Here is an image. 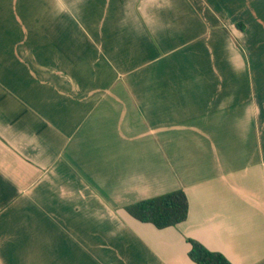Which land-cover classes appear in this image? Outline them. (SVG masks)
Segmentation results:
<instances>
[{
  "label": "crops",
  "instance_id": "crops-1",
  "mask_svg": "<svg viewBox=\"0 0 264 264\" xmlns=\"http://www.w3.org/2000/svg\"><path fill=\"white\" fill-rule=\"evenodd\" d=\"M182 188L157 228L125 206ZM264 264V0H0V264Z\"/></svg>",
  "mask_w": 264,
  "mask_h": 264
},
{
  "label": "trees",
  "instance_id": "trees-1",
  "mask_svg": "<svg viewBox=\"0 0 264 264\" xmlns=\"http://www.w3.org/2000/svg\"><path fill=\"white\" fill-rule=\"evenodd\" d=\"M189 203L182 188H176L158 195L144 198L125 206L127 212L143 222H150L157 228L176 225L188 215ZM190 244L189 258L195 264H232L221 252L210 250L194 238H187Z\"/></svg>",
  "mask_w": 264,
  "mask_h": 264
}]
</instances>
